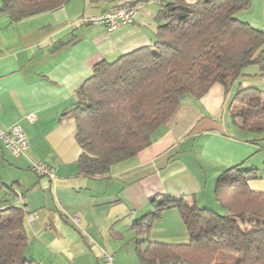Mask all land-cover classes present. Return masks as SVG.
Returning a JSON list of instances; mask_svg holds the SVG:
<instances>
[{
  "label": "crops",
  "instance_id": "crops-1",
  "mask_svg": "<svg viewBox=\"0 0 264 264\" xmlns=\"http://www.w3.org/2000/svg\"><path fill=\"white\" fill-rule=\"evenodd\" d=\"M125 3L139 10L133 25L109 32L84 21ZM161 8L156 1L70 0L18 23L0 13V126L21 124L31 142L21 157L0 144V179L9 191L0 190V207L17 204L23 195L19 203L31 246L26 257L41 264H103V254L109 253L115 264H140L137 251L151 243L190 240L177 208L165 211L152 228L136 229L152 212L153 199L183 198L220 212L215 189L227 170L242 166L264 172V133L242 131L232 119L240 89L264 94V76L252 65L230 89L216 84L200 99L185 96L150 146L108 174L81 173L83 150L76 119L69 116L77 92L98 66L153 46ZM238 18L264 31V0H252ZM31 113L38 116L35 123L26 119ZM34 162L53 168L55 179L34 174ZM249 185L264 192V179Z\"/></svg>",
  "mask_w": 264,
  "mask_h": 264
},
{
  "label": "trees",
  "instance_id": "trees-1",
  "mask_svg": "<svg viewBox=\"0 0 264 264\" xmlns=\"http://www.w3.org/2000/svg\"><path fill=\"white\" fill-rule=\"evenodd\" d=\"M1 1L0 13L18 23L70 0ZM140 1L162 5L155 44L98 66L69 112L83 150L80 171L87 176H104L149 147L185 96L200 99L216 84L230 89L252 65L264 76V31L238 18L252 0ZM235 99L240 106L233 110V124L264 133V94L240 89ZM257 179H264V172L242 166L219 178L215 197L225 215L183 198L153 199L152 212L136 229L152 228L165 211L177 208L190 240L151 243L137 251L140 264H264V192L249 185ZM19 202L0 207V264H41L26 257L31 246Z\"/></svg>",
  "mask_w": 264,
  "mask_h": 264
},
{
  "label": "built area",
  "instance_id": "built-area-1",
  "mask_svg": "<svg viewBox=\"0 0 264 264\" xmlns=\"http://www.w3.org/2000/svg\"><path fill=\"white\" fill-rule=\"evenodd\" d=\"M139 16L138 8L132 3H125L119 7L87 17L84 21L88 25L101 26L112 32L121 26H130L136 23ZM26 119L30 123L38 120L36 113L29 114ZM0 144L14 157L26 156L31 149V142L21 124H14L8 128L0 126ZM31 171L39 177H48L54 180L56 175L53 168L44 162H34ZM20 202L23 195L19 194ZM103 264H115V256L103 254Z\"/></svg>",
  "mask_w": 264,
  "mask_h": 264
},
{
  "label": "rangeland",
  "instance_id": "rangeland-1",
  "mask_svg": "<svg viewBox=\"0 0 264 264\" xmlns=\"http://www.w3.org/2000/svg\"><path fill=\"white\" fill-rule=\"evenodd\" d=\"M257 136H259V135H257ZM2 183H3V182H2V180L0 179V185H3ZM4 190H5V191L2 192V194H4L5 192H9V191L6 190V189H4ZM0 193H1V191H0ZM2 194H1V196H2ZM2 197H4V196H2ZM218 210H220V212L218 211L219 214H221V215H225V214H226V211L223 210V209H221L220 207H218Z\"/></svg>",
  "mask_w": 264,
  "mask_h": 264
}]
</instances>
